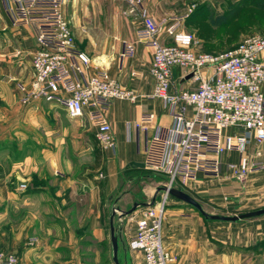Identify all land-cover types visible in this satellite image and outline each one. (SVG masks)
Listing matches in <instances>:
<instances>
[{
    "label": "crops",
    "instance_id": "obj_1",
    "mask_svg": "<svg viewBox=\"0 0 264 264\" xmlns=\"http://www.w3.org/2000/svg\"><path fill=\"white\" fill-rule=\"evenodd\" d=\"M169 4L170 0L143 2L155 22L182 13L173 12ZM124 10L122 0H67L61 7L74 49L92 61V68L104 70L134 95L131 102L111 101L105 111L114 140L108 152L95 141L85 113L70 119L55 102H19L16 85L30 79L34 35L28 26L12 27L0 6V252L14 254L17 264H95L101 255L93 251L95 245L103 246V254L107 250L110 261L111 210L150 204L163 186L136 170L143 168L128 166L142 164L152 126L168 127L171 120L162 103L149 98L151 53L136 36L138 16ZM157 38L171 43L163 34ZM125 44L132 47L130 58H120ZM190 86L177 68L171 69L170 90ZM143 113L154 116L145 130L135 127ZM235 158H222L221 174L225 159ZM204 179L209 178L197 177L196 187L188 189L191 194L180 185L175 189L193 198L206 214L213 206L242 213L264 207V168L248 174L242 189L229 178L219 188L207 189L204 185L212 184ZM20 184L25 188L19 189ZM164 204L161 237L171 258L168 264H264V215L220 222L205 220L170 196ZM142 208L111 219L124 264H141L140 254L130 251L127 242L138 219L134 213Z\"/></svg>",
    "mask_w": 264,
    "mask_h": 264
},
{
    "label": "built area",
    "instance_id": "obj_2",
    "mask_svg": "<svg viewBox=\"0 0 264 264\" xmlns=\"http://www.w3.org/2000/svg\"><path fill=\"white\" fill-rule=\"evenodd\" d=\"M0 1L11 25L28 26L34 35L30 79L16 85L19 102H55L70 119L85 113L97 144L112 151L114 140L105 111L111 101L131 102L134 95L104 70L92 68V61L74 49L61 14L65 0ZM122 1L125 14L138 16L141 26L136 36L151 53L149 98L159 100L171 120L168 127L152 126L142 160L144 170L163 179L165 191L157 203L153 199L150 206L139 210L127 248L140 254L141 264H168L171 258L161 237L167 190L195 182L198 176L218 179L222 158L230 154L236 158L225 159L224 167L235 182L264 168V34L247 36L234 48L210 56L196 51L191 35L182 28L190 10L155 22L144 0ZM159 34L171 43H160ZM132 54V47L125 44L120 58ZM172 68L180 71L181 78L191 74L189 88L170 90ZM153 121L152 113H143L135 127L145 130ZM0 264H17V259L12 253L0 252Z\"/></svg>",
    "mask_w": 264,
    "mask_h": 264
},
{
    "label": "rangeland",
    "instance_id": "obj_3",
    "mask_svg": "<svg viewBox=\"0 0 264 264\" xmlns=\"http://www.w3.org/2000/svg\"><path fill=\"white\" fill-rule=\"evenodd\" d=\"M234 2H235V0H170L169 6L172 8L173 12H179V10L182 12H187V10H190V12H191L192 10H194L198 7H203L202 11H204L206 13L205 15L212 17V16H216L218 14L225 12L228 4H230V6H233ZM66 3H67V0H65L64 4L62 6L66 5ZM0 6L3 10L1 1H0ZM99 12H100V14H103V5L99 6ZM237 26L238 25L236 23H233V24H231L230 27L225 28L224 30L220 31V34L225 36V38L224 37L222 38L223 39L222 44L220 46H217V44H215L212 47H209V46H205V44L201 43V40L198 39V33L200 31H205V33L207 34L210 32L209 30L212 29V27H209L205 22H198L197 20H194V19L185 21L182 24L183 30L185 32H187L188 34H190L192 39H193L194 49L198 52H202V53L208 54L210 56H216V55H219V54L225 52L226 50H228L229 48H231L235 44L239 43L243 38H245L247 36H250L252 34L264 33L263 28H253V27H250L248 24L243 25L240 28H236ZM12 27H14V26H12ZM30 73H31V69H30ZM19 84H22V83H19ZM16 89H17V87H16ZM17 92H18V90H17ZM106 151L110 152V150H106ZM148 175H151L152 178L156 179V181L158 180V182H160V181L163 182V179L159 176H156L150 172H148ZM119 178H121V177L119 176ZM228 178H229L228 172L225 170V173L221 174V176L216 180L204 179L205 181L210 182V184H212V185L206 184V185H204V187L207 189L217 188V187L219 188V186L223 182L230 181V180H228ZM120 183L122 184V180H119V184ZM235 183H236V185H235L236 187L240 186V188L242 189L241 185L243 182H240V183L235 182ZM195 187H196L195 182L186 183L183 186L184 191H187L190 194L192 193V190L190 191L188 189L189 188L194 189ZM160 192H157V194L155 195L156 197L154 199V204L157 203L160 200V198L162 197V194ZM163 206H165V204ZM222 208H224V207H222ZM163 209H164V207H163ZM210 211H211V213H209V214L225 215V216L238 215V214L242 213V212H236V211L226 212V211H224V209L222 210L221 207H218V206L217 207L213 206L212 210H210ZM134 214L138 216L139 213H134ZM92 249H93V251H97L101 254L100 259L95 264H112L108 259L107 250L103 254V246L95 245V246H93Z\"/></svg>",
    "mask_w": 264,
    "mask_h": 264
},
{
    "label": "trees",
    "instance_id": "obj_4",
    "mask_svg": "<svg viewBox=\"0 0 264 264\" xmlns=\"http://www.w3.org/2000/svg\"><path fill=\"white\" fill-rule=\"evenodd\" d=\"M202 8L203 7H198L192 10L183 22L194 19L198 22H205L209 27H212L207 34L205 31H200L198 33V39L201 40V43L205 44V46L212 47L215 44L220 46L223 42L222 38H225V36L220 34V31L230 27L233 23L238 25L236 28L248 24L253 28L264 29V0H235L233 6L228 4L225 12L212 17L205 15L206 13L202 11ZM237 44L228 50L234 48ZM136 170L141 175L148 174L146 170ZM123 172L125 174L126 170Z\"/></svg>",
    "mask_w": 264,
    "mask_h": 264
},
{
    "label": "water",
    "instance_id": "obj_5",
    "mask_svg": "<svg viewBox=\"0 0 264 264\" xmlns=\"http://www.w3.org/2000/svg\"><path fill=\"white\" fill-rule=\"evenodd\" d=\"M191 77V74L184 77V79H189ZM128 166H134L137 168H143V165L141 163H129ZM159 191H165L164 188H158L156 192ZM167 195L190 206L193 208L200 216H202L205 219L212 220V221H220V222H236L243 219H249V218H255L264 215V208L253 210L250 212L241 213L238 215H232V216H225V215H210L206 214L202 211L200 205L190 196L182 192L180 189L170 188L167 190ZM147 207L150 206V204H133L130 209L126 211H120L118 208H113L111 210V216L109 220V244H110V261L112 264H123V261L119 257V249L117 244V238L114 234V229L112 227L111 219L112 217L118 213L120 217L129 215L132 211L135 210L136 207Z\"/></svg>",
    "mask_w": 264,
    "mask_h": 264
}]
</instances>
